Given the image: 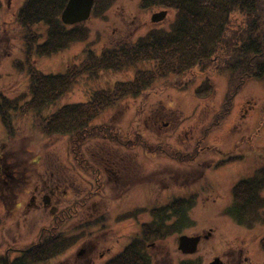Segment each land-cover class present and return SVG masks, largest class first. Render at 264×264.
Masks as SVG:
<instances>
[{
  "label": "rangeland",
  "instance_id": "rangeland-1",
  "mask_svg": "<svg viewBox=\"0 0 264 264\" xmlns=\"http://www.w3.org/2000/svg\"><path fill=\"white\" fill-rule=\"evenodd\" d=\"M0 1V92L16 100L29 94L27 75L15 67L16 61L26 57L23 30L17 21L25 0ZM140 2L112 0L103 16L91 17L85 25L91 48L100 52L120 41L136 43L152 29H169L174 12L169 11L167 19L155 25L151 18L159 10H145ZM233 19L242 22L238 14ZM87 47L86 42H76L52 56H37L36 66L44 73H63L69 64L82 60ZM217 57L221 63L223 57ZM145 67L142 64L138 69ZM136 71L131 67L103 72L97 79L82 78L56 107L87 102L97 90L132 80ZM170 81L173 83L166 87L163 83L108 110L94 123L93 137L76 148L68 137L41 134L31 115H12L13 137L0 118L2 166L18 182L11 188L0 185L1 261L8 254L12 263L20 251L38 243L44 228L53 227L55 218L41 205V196L36 206L30 203L31 192L36 187L41 192L43 181L59 174L74 186H67V195L65 187L58 192L59 208L67 211L66 219L61 217L51 232L44 231L42 239L61 235L70 244L65 254L46 264H105L149 223L151 217L143 208L151 210L191 195L195 200L189 212L190 226L182 235L209 238H203L197 253L187 257L178 249L181 235H172L150 250L156 256L153 264H180L189 258L211 264L216 257L225 264H239L240 250L243 260L247 259L241 264H264L260 247L264 225L248 229L225 213L232 205V188L253 168L264 167V81L250 76L233 84L229 70L205 73L198 69ZM123 140L125 146L120 144ZM150 148H157L153 151L157 154H150ZM197 150L195 159L187 158ZM232 156H242V160L216 167ZM111 159L125 167V177L118 183L111 172L105 174V169L113 170ZM93 169L102 170V179H97ZM97 182L101 189L92 194V200L78 204L79 198L96 189ZM134 214L137 219H131Z\"/></svg>",
  "mask_w": 264,
  "mask_h": 264
},
{
  "label": "trees",
  "instance_id": "trees-1",
  "mask_svg": "<svg viewBox=\"0 0 264 264\" xmlns=\"http://www.w3.org/2000/svg\"><path fill=\"white\" fill-rule=\"evenodd\" d=\"M68 1L26 0L19 10L17 21L27 50L25 60L16 61L15 67L27 75L29 94L13 100L0 92V118L10 137L14 136L12 115H31L41 134L68 137L76 148L93 137L94 123L108 110L163 83L166 87L173 83L170 78L185 77L194 69L205 73L229 70L233 84L250 76L264 81V0H142L143 9L174 12L169 29L156 28L136 43L120 42L100 52L87 42L85 24L71 27L63 23L61 15ZM111 4L112 0H95L92 15L103 16ZM235 14L242 17L240 24L233 19ZM76 42L88 45L79 63L56 74L36 67L37 56H52ZM215 55L223 57L221 63ZM142 64L145 69H138ZM131 67L137 68L132 80L97 90L87 102L56 107L82 78L97 79L103 72ZM238 85L239 81L235 88ZM258 172L233 188V203L225 211L248 229L264 223V170ZM193 207L192 202L178 199L152 211L153 221L142 225L139 234L105 264H152L149 244L183 233L190 226L188 214ZM42 238L12 263L4 258L0 264H46L65 253L70 244L61 235ZM261 247L264 250V238ZM180 264L201 262L186 259Z\"/></svg>",
  "mask_w": 264,
  "mask_h": 264
},
{
  "label": "flooded vegetation",
  "instance_id": "flooded-vegetation-1",
  "mask_svg": "<svg viewBox=\"0 0 264 264\" xmlns=\"http://www.w3.org/2000/svg\"><path fill=\"white\" fill-rule=\"evenodd\" d=\"M166 126H168V124H166ZM122 143H123V146H125V140H123ZM234 157H235V159L242 160V156H234ZM124 163H125V160H124ZM109 165H110V167H113L112 168L113 170L105 169V174L107 175V172H111L116 177V183L119 182V179L123 180V177H125V167L123 165L121 166V163H119L118 161H115L113 159H111L109 161ZM93 170L96 171L97 179H99V176L101 178L102 175H100V174H101L102 170L100 169L99 172H97L96 169H93ZM260 170H264V167L253 168L252 172H250V173L248 172L249 174L246 175L247 178H244L242 180L249 179V178L253 177V175H256L257 173H259L258 171H260ZM5 174L0 178V185L2 187H4V186L8 187V185H9V187L11 188L14 185H17V183H18L17 179L14 178L11 173L5 172ZM120 174L122 176L118 177L117 175H120ZM105 176L103 177V179H105ZM3 177L10 180L11 184H8V182H6V180L3 179ZM68 180L70 182H68L64 177H61V175H59V174L57 176H55V174H51L49 181L48 180L43 181L41 192L39 191V189L37 187L34 189V191L31 192L32 193V196H31L32 204L35 206L37 205V203L40 200L38 195H40L41 196V202H42L41 205L52 214L53 218H55V220H54L55 224L53 225L51 230H53V229L57 228V226H59V220L61 219V217L63 218V221L66 219V216H64V215L67 213V211H65V209L61 210L59 208L60 197L58 198V192L61 190V188L65 187L64 194L67 195L68 194L67 188L68 187L74 188L73 184H71V180L70 179H68ZM108 180H110V178H108ZM61 181H64V182H61ZM97 183H98V185H97L96 189L94 191H92L90 194H88L87 196H85L84 199L79 198V200L77 201L78 204L86 203V202H89L92 200V198H93L92 194H96L99 191V189H101L100 183L99 182H97ZM13 189L14 188H12V190ZM263 193H264V190L262 191V196L264 198ZM17 204L18 203L16 202V205ZM41 205H38L37 208H41ZM16 207L18 208V206H16ZM60 215H62V216H60ZM263 217H264V213H263ZM260 225H264V223L259 224V226ZM257 226H255V227H257ZM44 230L50 231V230L44 228L42 230V232ZM260 247H261V242H260ZM6 254H7V252H6ZM232 255H235V252ZM237 256H238V263L239 264L247 261V259L243 260V251L242 250L237 251ZM221 261H222V263L220 262V264H225V261L223 259H221Z\"/></svg>",
  "mask_w": 264,
  "mask_h": 264
},
{
  "label": "water",
  "instance_id": "water-1",
  "mask_svg": "<svg viewBox=\"0 0 264 264\" xmlns=\"http://www.w3.org/2000/svg\"><path fill=\"white\" fill-rule=\"evenodd\" d=\"M94 0H69L62 14L65 24L72 25L87 20L91 14ZM167 15L166 11L153 16V22H159ZM200 237L182 236L179 239V250L184 254H194L198 249ZM212 264H220L216 259Z\"/></svg>",
  "mask_w": 264,
  "mask_h": 264
}]
</instances>
